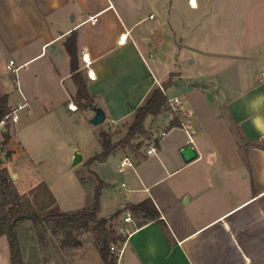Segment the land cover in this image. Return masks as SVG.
Wrapping results in <instances>:
<instances>
[{
  "label": "crops",
  "instance_id": "obj_1",
  "mask_svg": "<svg viewBox=\"0 0 264 264\" xmlns=\"http://www.w3.org/2000/svg\"><path fill=\"white\" fill-rule=\"evenodd\" d=\"M216 2L264 4V0ZM159 3L163 9L190 4L194 10L200 4H213V0H0V99L4 97L11 108L23 103L24 97L27 100V107L19 111V121L13 123L15 132L40 119L65 114V107L64 117L80 110L67 50L71 37L76 40L79 69L94 104L105 111L107 125L132 121L135 110L158 81L140 41H150L145 23L155 16L152 12L147 15L146 10ZM244 14L239 20L241 50L217 53L238 61L239 66L207 76L219 82L215 87L223 94L221 104L241 134L243 144L239 146L245 149L246 159L231 162L217 155L220 148L201 122L198 110L196 119L187 112L179 116L182 124L177 126H172L171 115L160 114L170 130L180 131L163 144L169 129H163L161 136L153 133L154 140L145 141L146 152L143 145L138 153L129 149L111 153L105 160L121 155L118 170L127 171L128 183H122L127 189V204L151 198L167 227L156 220L135 227L119 244L118 264H264V18L252 15L249 19L247 9ZM182 19L184 24H199L189 15ZM227 37L230 42L236 39ZM210 38V33L202 36L203 40ZM5 59L6 68L10 59L22 65L21 91L8 86L3 75ZM198 88L204 97L206 86ZM71 103L77 106L75 110L69 107ZM88 108L85 113L90 120L94 111ZM6 135L9 139L4 144ZM13 139L11 133L0 139V151L10 152L4 162L10 169L17 154ZM201 140L211 143L208 151L216 154V159L205 160ZM25 142L24 137L17 138L18 149L29 155ZM187 144L197 152L188 162L180 153ZM151 147L155 150L149 153ZM150 155L156 160H149ZM125 158L132 164L121 169ZM14 173L21 193L35 186L22 189L20 174ZM50 193L49 188L33 201L39 202ZM121 204L119 209L126 206ZM127 213L114 220L118 229ZM127 226L133 228L132 224ZM74 251L69 264H105L90 240Z\"/></svg>",
  "mask_w": 264,
  "mask_h": 264
},
{
  "label": "rangeland",
  "instance_id": "obj_2",
  "mask_svg": "<svg viewBox=\"0 0 264 264\" xmlns=\"http://www.w3.org/2000/svg\"><path fill=\"white\" fill-rule=\"evenodd\" d=\"M162 6L159 3L147 8L146 14L152 12L155 18H150L145 23L148 25L146 33L150 41H140L158 79L155 86H159L169 98H179V103L170 105L171 110L178 116L181 117L187 112L188 117L196 119L198 115L196 111H199L203 119L201 122L220 148L217 155L221 159L231 162L246 159L245 149L239 146L243 144L241 134L233 124L226 106L221 104L224 100L223 94L215 87L219 82L214 76L207 75L221 74L224 70L234 71L239 66L238 61L217 53L230 54L241 50L240 18L245 15L246 9L249 19L252 15L264 18V4H217L216 0H213V4H200L199 9L194 10L190 4L182 6L173 4L172 8L166 9ZM187 15L190 19L199 21V24L193 25L188 22L184 24L182 16ZM229 19L231 21H227ZM171 26L177 29L176 33ZM206 33H210V40L202 39ZM228 35L235 37V41H228ZM3 61V75L8 81V86L17 87L12 77H9L7 60ZM203 84L206 86L207 94L200 97L202 92L198 86ZM64 109L66 114V107ZM86 111H90V108L80 107V110L67 113L65 117L64 112L58 113L57 118L50 116L40 119L28 124L20 132H15L13 123L0 124V139L7 133L14 136L13 145L17 149V154L10 161V165L13 172L20 174L18 179L20 187L22 189L26 186L32 187L45 181L50 192L57 198L61 210H77L90 205L101 180L106 182L103 186L100 185L99 214L107 217L121 207V202L127 204L125 201L127 189L122 187L123 182L128 183L127 171L118 170L121 155H112L107 161L90 160L101 151L100 132L109 126L105 121L98 126L93 125L86 118ZM165 120L163 115L156 119L149 117L146 125L155 136H161L163 129H169L166 126L168 121ZM122 124L124 123L119 125L113 123L110 126L112 130L121 127L122 131L117 133L116 139L126 132L127 126L122 127ZM179 132L178 128H172L168 136L163 137L162 144L164 140L175 137ZM22 137L26 141L29 155L18 149L21 145L17 144V138ZM200 145L206 153L205 160L217 158L216 154L208 151L211 147L210 142L201 140ZM147 146L144 144L145 152ZM76 151L80 152L84 159L73 165ZM4 152L7 153V150H1L0 156ZM149 158L156 160L155 155H150ZM125 213L126 211H121L120 215ZM30 229V222H26L20 229L27 264H69L75 249L61 248L60 237L49 233L43 241L32 240ZM79 237L89 241L92 236L90 232H84ZM0 264H10V247L6 236L0 237Z\"/></svg>",
  "mask_w": 264,
  "mask_h": 264
},
{
  "label": "trees",
  "instance_id": "obj_3",
  "mask_svg": "<svg viewBox=\"0 0 264 264\" xmlns=\"http://www.w3.org/2000/svg\"><path fill=\"white\" fill-rule=\"evenodd\" d=\"M67 50L71 56L72 77L76 82L75 101L79 107H89L94 104V96L89 92L87 80L79 69L77 45L74 37L67 41ZM168 95L159 87L155 86L147 98L134 112L131 122H125V134L115 138L121 129L108 128L100 132L102 149L90 158L91 161H103L111 153L117 150L129 149L138 153L146 140H154L153 132L146 125L149 116H157L166 112L171 115L172 126L181 125L182 121L175 111L171 110ZM12 108L3 97L0 99V120L10 114ZM127 124V125H126ZM8 125V124H7ZM9 135L5 136L3 143H7ZM251 144V143H249ZM252 144H255L253 142ZM7 159L10 152L6 153ZM106 182L101 180L94 193V200L90 205L77 210H61L56 197L50 193L43 200L34 203L33 196L49 189L46 182H40L29 191L21 193L11 177L9 168L4 165L0 156V237L6 236L10 247V264H27L24 254V246L21 237V226L30 222L32 230L31 239L43 241L46 235L60 237V247L76 249L85 245L86 240L79 237L84 232L91 233V242L97 247L105 264H118L119 252L113 251L111 245L120 244L126 239V235L119 232L114 222L121 211H129L133 216L136 227L151 220H156L167 229L166 224L160 218L158 208L151 198H146L138 203L126 204L123 209L117 210L109 217L101 216L99 197L100 188ZM101 185V186H100ZM75 255L72 252L70 261Z\"/></svg>",
  "mask_w": 264,
  "mask_h": 264
},
{
  "label": "built area",
  "instance_id": "obj_4",
  "mask_svg": "<svg viewBox=\"0 0 264 264\" xmlns=\"http://www.w3.org/2000/svg\"><path fill=\"white\" fill-rule=\"evenodd\" d=\"M192 1V0H190ZM151 17H153V15H151ZM152 56V53H151ZM22 68V65H16V62L14 59H10L9 62L7 63V69L10 72L13 81L15 82L17 88L21 91V82H20V70ZM170 101V105L172 106L174 103H179L180 100L178 97L175 98H169ZM173 103V104H172ZM27 107V100L24 97V102L23 103H19L16 107L12 108V111L10 114L5 115V117L3 119L0 120V124H5L7 125L8 123H16L19 121V111L23 108ZM69 107L72 110L76 109V105H73L72 103L69 104ZM175 109V108H174ZM112 123H116V122H112ZM155 150V147H151L148 149V152L151 153L152 151ZM132 163L129 161L128 158H125L124 160L121 161V169L127 165H131ZM123 186H126L125 183H123ZM124 224L121 225L119 227V232L128 236L132 230L136 227V222L134 220V218L131 216L130 213H127V215L124 217ZM128 224H132L133 228H129L127 225ZM111 249L113 251H120L119 247L116 244H112L111 245Z\"/></svg>",
  "mask_w": 264,
  "mask_h": 264
},
{
  "label": "water",
  "instance_id": "obj_5",
  "mask_svg": "<svg viewBox=\"0 0 264 264\" xmlns=\"http://www.w3.org/2000/svg\"><path fill=\"white\" fill-rule=\"evenodd\" d=\"M90 106L94 111V115L90 118L89 121L95 126L102 124L106 120L105 111L103 110V108L101 106H99L97 104H91ZM165 116H170V113L166 112ZM180 153H181V156L183 157V159L187 162L190 161L192 158L197 156V152L194 149L192 144H187L181 150ZM2 159L5 163H7L6 152H4L2 154ZM82 160H83V155L80 152L76 151L74 154L73 165L78 164ZM9 171H10L12 179L15 181L17 178L16 174L10 168H9Z\"/></svg>",
  "mask_w": 264,
  "mask_h": 264
}]
</instances>
